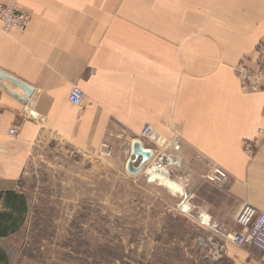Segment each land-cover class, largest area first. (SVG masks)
<instances>
[{"label": "crops", "instance_id": "0c3cea01", "mask_svg": "<svg viewBox=\"0 0 264 264\" xmlns=\"http://www.w3.org/2000/svg\"><path fill=\"white\" fill-rule=\"evenodd\" d=\"M0 2L31 19L24 31L0 24V70L33 90L22 103L0 85V264H10L24 226L19 179L37 138L109 150L127 164L145 124L167 140L163 168L148 164L145 184L176 185L171 204L210 264H264V253L227 239L242 213L264 212V144L252 155L242 145L264 125V91H242L234 70L247 56L254 66L264 0ZM74 85L82 109L67 100ZM211 164L229 174L225 185L203 179Z\"/></svg>", "mask_w": 264, "mask_h": 264}, {"label": "rangeland", "instance_id": "374dc122", "mask_svg": "<svg viewBox=\"0 0 264 264\" xmlns=\"http://www.w3.org/2000/svg\"><path fill=\"white\" fill-rule=\"evenodd\" d=\"M105 152L49 134L32 143L19 179L27 211L10 264H210L171 204L176 185L147 186L153 174L141 157L133 173Z\"/></svg>", "mask_w": 264, "mask_h": 264}, {"label": "built area", "instance_id": "2783aa9c", "mask_svg": "<svg viewBox=\"0 0 264 264\" xmlns=\"http://www.w3.org/2000/svg\"><path fill=\"white\" fill-rule=\"evenodd\" d=\"M30 15L19 10L14 5H5L0 2V24L3 31H24L30 23ZM254 66L247 64L246 58L241 59L234 66L238 79L239 88L244 92L264 91V36L259 39L253 50ZM69 103L83 107L84 92L74 85L68 92ZM1 124V123H0ZM17 129H8L9 135H15ZM139 137L152 143L151 147H144L150 151L148 164H155L156 167L163 168V159L166 155L167 140L151 125L145 124L139 133ZM142 144V143H141ZM264 144V125L258 127L252 137L243 140V149L250 155ZM109 154V150L105 152ZM203 179L211 184L223 186L229 181V174L218 164H211ZM239 228L231 232L227 239L237 245H249L264 253V212L242 213L238 217Z\"/></svg>", "mask_w": 264, "mask_h": 264}, {"label": "water", "instance_id": "95a60500", "mask_svg": "<svg viewBox=\"0 0 264 264\" xmlns=\"http://www.w3.org/2000/svg\"><path fill=\"white\" fill-rule=\"evenodd\" d=\"M12 83L18 86L20 89L19 91H12L8 86V83ZM0 85L3 87V89L8 92L10 95H12L14 98L19 100L22 103H26L28 98L30 97L32 93V88L28 86L27 84L9 76L5 72L0 70ZM131 156H133V159H129L127 162V168L130 172L136 173L140 170V166H135L134 165V160H136L137 157H141L142 163L147 161L150 157V151L145 149L141 142L136 140L132 144V150H131Z\"/></svg>", "mask_w": 264, "mask_h": 264}]
</instances>
